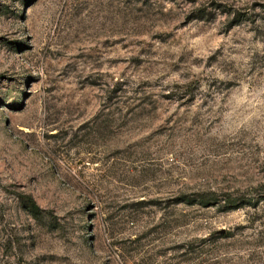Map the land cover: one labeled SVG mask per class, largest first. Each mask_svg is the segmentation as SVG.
I'll use <instances>...</instances> for the list:
<instances>
[{"label": "rangeland", "instance_id": "374dc122", "mask_svg": "<svg viewBox=\"0 0 264 264\" xmlns=\"http://www.w3.org/2000/svg\"><path fill=\"white\" fill-rule=\"evenodd\" d=\"M0 264H264V0H0Z\"/></svg>", "mask_w": 264, "mask_h": 264}, {"label": "trees", "instance_id": "16d2710c", "mask_svg": "<svg viewBox=\"0 0 264 264\" xmlns=\"http://www.w3.org/2000/svg\"><path fill=\"white\" fill-rule=\"evenodd\" d=\"M228 205H229V207H234L235 205H236V201L235 200H230V201H228Z\"/></svg>", "mask_w": 264, "mask_h": 264}]
</instances>
